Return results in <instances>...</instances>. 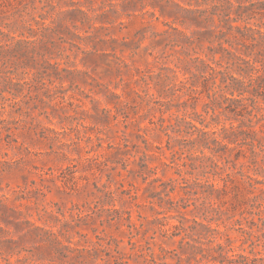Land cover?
Here are the masks:
<instances>
[{
	"label": "rangeland",
	"instance_id": "374dc122",
	"mask_svg": "<svg viewBox=\"0 0 264 264\" xmlns=\"http://www.w3.org/2000/svg\"><path fill=\"white\" fill-rule=\"evenodd\" d=\"M3 1L0 264H196L187 228L200 231L190 220L202 221L201 184L218 180V159L168 141L160 119L197 118L210 132L229 121L205 97L170 96L172 70L181 78L182 62L250 51L264 59V0ZM240 166L264 182L247 159L230 170ZM231 197L210 222L216 241L264 257L239 230L264 240V228L227 211Z\"/></svg>",
	"mask_w": 264,
	"mask_h": 264
},
{
	"label": "trees",
	"instance_id": "16d2710c",
	"mask_svg": "<svg viewBox=\"0 0 264 264\" xmlns=\"http://www.w3.org/2000/svg\"><path fill=\"white\" fill-rule=\"evenodd\" d=\"M3 3L4 1L0 0V5ZM175 6L178 7L176 4ZM255 46L257 44L253 48ZM252 53L244 52L245 57L235 56V62L227 61L224 64L223 61H213L214 66L200 58L182 62L183 72H179L181 78L178 77L177 71L172 70L175 82L170 83V96L185 91L191 100L196 99V96L205 97L207 102L204 106L206 110L212 112L213 118L218 120L223 116L225 121H229L228 126L221 125L220 131L210 132L207 130L209 124H204L196 120L197 118L188 120L184 116H175L174 123L168 124H164L163 118L160 119L159 127L168 141L199 144L218 159V161L210 159L212 177L218 179V182L205 181L206 184L195 182L202 185L199 193L203 198L202 212L197 215L202 221L207 222L204 224L193 218L190 221L199 226L200 231L192 227L187 228L189 236L198 235L195 241L198 240L200 245L191 246L194 253L201 254L200 259L191 256L196 264L203 260L208 261L206 264H264L263 256H251L253 248L246 255L236 253L229 244V238L226 240L227 244L217 242L216 237L222 235V232L210 227L211 221L221 219L219 215L222 212L221 207L226 204L223 196L232 194L227 211H237L240 217H256L260 226L264 228V187L259 186L264 182L245 173L242 166L236 171L230 170L236 169L241 159H247L253 171L264 176V59H259L262 55L258 57V52L250 60ZM208 133L213 136L211 140L213 147L204 138ZM258 134H263V137L259 139ZM237 145L240 146L239 154H231L232 148ZM174 191L175 185L172 183L170 192ZM210 213L217 215V218H208ZM239 230L243 235H247L243 243L249 242V247L255 246L257 242H262L264 246L263 233L257 235L242 227ZM201 238L210 246L203 248L202 242L199 241Z\"/></svg>",
	"mask_w": 264,
	"mask_h": 264
}]
</instances>
